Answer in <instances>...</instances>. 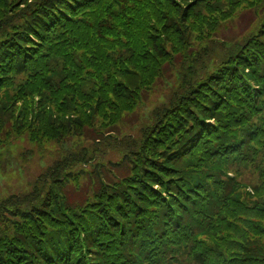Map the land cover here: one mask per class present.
<instances>
[{"label":"trees","instance_id":"16d2710c","mask_svg":"<svg viewBox=\"0 0 264 264\" xmlns=\"http://www.w3.org/2000/svg\"><path fill=\"white\" fill-rule=\"evenodd\" d=\"M263 5L0 0V156L24 138L71 148L0 197V264H264V13L206 62L221 24ZM165 78L141 135L99 162L122 145L99 133ZM85 179L93 189L72 198Z\"/></svg>","mask_w":264,"mask_h":264},{"label":"rangeland","instance_id":"374dc122","mask_svg":"<svg viewBox=\"0 0 264 264\" xmlns=\"http://www.w3.org/2000/svg\"><path fill=\"white\" fill-rule=\"evenodd\" d=\"M264 13V5L261 7H256L254 9L241 8L237 10L231 18L223 22L219 28V35L213 37V47L210 52V56L207 57V64L211 66L214 63L220 61L228 51H225V46H230L237 42L244 41L256 28L260 15ZM206 43V42H205ZM210 45L209 43L205 44ZM202 48H193L191 52H195V58L201 59ZM179 65L183 60V56L174 57ZM225 58V57H224ZM221 62V61H220ZM168 71V69H167ZM166 74V73H165ZM168 76H172L171 73H168ZM167 77V74H166ZM167 83V78L164 79V84L159 82L153 91L149 94L147 101L142 99V107H138L135 111L125 114L121 121L117 123L114 127L110 126L109 129L104 131L102 134L99 133L100 122L95 124L93 128H87L85 130V136L87 135L92 138L98 137L95 132L97 131L100 136H111L112 141L117 143H125L126 140L132 139L136 140L142 133L143 128H145V120L154 110V108L163 100V93L169 91ZM102 124V123H101ZM12 124H8V130L11 128ZM107 127V126H104ZM6 130L5 133L8 131ZM105 130V129H103ZM5 133L1 137H5ZM73 142L71 145L81 143L83 146L90 147L91 150H95V144H92L87 141V138L82 139L81 137H73ZM124 144L120 145L117 149L107 150L105 154H100L99 162L104 165H107L108 162H119L125 151L123 150ZM101 149H106L107 146L100 145ZM69 147H62L59 144L44 143L42 146L31 144L26 138L23 140H17L13 142V145L9 147L8 150H3L0 156V162L3 166L0 170V197L7 196L11 193H21L25 191L28 187V184L31 182L33 176L38 174L40 171L47 168L52 162L58 158L63 152H67ZM27 151H32V154H36L35 160L32 161L31 157H25L24 154ZM41 157V159H40ZM40 159V161H39ZM7 164V165H6ZM84 167L79 166V168ZM94 165L86 166V170H92ZM114 177L120 178L119 174H114ZM255 180V177H251L250 180ZM93 189L90 182L85 179L81 182L79 191L73 185L69 186L68 191L72 192V198L77 199L83 198L86 194Z\"/></svg>","mask_w":264,"mask_h":264}]
</instances>
